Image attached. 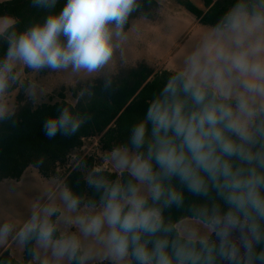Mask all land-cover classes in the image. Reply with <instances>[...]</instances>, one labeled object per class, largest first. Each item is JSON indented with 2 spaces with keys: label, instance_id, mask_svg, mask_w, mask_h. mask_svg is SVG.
<instances>
[{
  "label": "clouds",
  "instance_id": "clouds-1",
  "mask_svg": "<svg viewBox=\"0 0 264 264\" xmlns=\"http://www.w3.org/2000/svg\"><path fill=\"white\" fill-rule=\"evenodd\" d=\"M219 2L103 167L80 156L74 183L56 174L0 188V264H264V0ZM29 4L43 15L0 26V129L17 125L19 95L41 105L40 77L56 74L80 86L79 103L42 130L76 136L98 82L118 87L130 28L154 0Z\"/></svg>",
  "mask_w": 264,
  "mask_h": 264
},
{
  "label": "trees",
  "instance_id": "trees-1",
  "mask_svg": "<svg viewBox=\"0 0 264 264\" xmlns=\"http://www.w3.org/2000/svg\"><path fill=\"white\" fill-rule=\"evenodd\" d=\"M173 1L191 13L203 26L210 23L214 18L213 14L221 9L219 0H198V3L194 0ZM63 2L61 0V5ZM147 7L146 4L145 8ZM153 8L149 20H156L158 17L160 5L157 0H154ZM40 15L43 13L31 8L29 0L0 1V18L17 19L18 27L22 28L34 16ZM169 72L167 69L158 71L143 62L119 71L118 87L110 93L102 91L98 82L94 89L96 95L90 103L82 106L93 114V121L73 137L57 135L50 140L44 135L42 125L48 116L57 114L56 110L61 104L75 107L79 103L78 84L70 89L75 104L68 102L65 94H60V100L55 103H43L36 108L30 103L20 105L17 125L0 129V182L19 180L30 163L36 157L43 156L46 164L38 170L42 176L47 178L50 175L66 174L71 176L74 183L80 173L74 170L75 164H69L71 155L80 151L87 139L97 138L102 151L123 140L128 126L145 113L148 100ZM80 156L83 155H78ZM83 157L87 158L89 167L102 165V161H97L95 157ZM105 171L115 178V173ZM83 188L81 183L76 190Z\"/></svg>",
  "mask_w": 264,
  "mask_h": 264
},
{
  "label": "rangeland",
  "instance_id": "rangeland-1",
  "mask_svg": "<svg viewBox=\"0 0 264 264\" xmlns=\"http://www.w3.org/2000/svg\"><path fill=\"white\" fill-rule=\"evenodd\" d=\"M157 1L160 5L157 19L137 20L130 28L125 67H132L145 62L158 71L164 69L171 70L176 58L184 50V45L187 42L186 38L195 37L203 28L202 26L197 27L196 24L194 25L196 18L175 1ZM194 1L198 3V0ZM172 15L175 17H172ZM118 72L119 70H117ZM40 79L44 80L49 89L43 103H55L60 100V94H65L67 101L75 104L70 89L76 83L65 82L61 85L60 81L62 77L56 74H49L46 77H40ZM23 100V94L17 97L18 106L23 105L21 103ZM103 152L97 138L87 139L84 142L83 148L71 155L69 164L74 166L78 155L82 154L87 157H95L98 159L97 161L101 160V167H103ZM27 177L43 179V177L31 174H28ZM13 181L15 180L2 181L0 188L7 186ZM27 194L26 192L25 195Z\"/></svg>",
  "mask_w": 264,
  "mask_h": 264
},
{
  "label": "crops",
  "instance_id": "crops-1",
  "mask_svg": "<svg viewBox=\"0 0 264 264\" xmlns=\"http://www.w3.org/2000/svg\"><path fill=\"white\" fill-rule=\"evenodd\" d=\"M0 1H6V0H0ZM180 12H181V11H180ZM177 13H178V12H177ZM172 17H175V16L172 15ZM5 19H6L5 17H4V18H0V26L3 25V22H4ZM8 19H12V18H8ZM195 22H196V23H194V25L196 24L197 27H199V26H202V27H203V25H201V24L197 21V19L195 20ZM28 174H31V175H38V176H40V177H43V179H46V177L42 176V175L39 173V171H38L37 169H32L31 167H29V168L24 172V174L22 175V177H21L20 179L26 178ZM0 183H1V182H0ZM17 255H18V254H17Z\"/></svg>",
  "mask_w": 264,
  "mask_h": 264
}]
</instances>
